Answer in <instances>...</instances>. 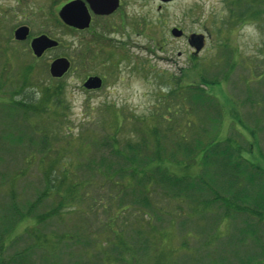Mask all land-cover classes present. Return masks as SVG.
<instances>
[{"label":"rangeland","instance_id":"rangeland-1","mask_svg":"<svg viewBox=\"0 0 264 264\" xmlns=\"http://www.w3.org/2000/svg\"><path fill=\"white\" fill-rule=\"evenodd\" d=\"M52 1L26 0L20 6L18 0H0V230L13 216V205L25 210L45 190L52 164L57 183L74 187L60 192L74 204L42 224L34 216L24 217L0 244V264H214L209 262L214 257L225 264L248 263L247 254L256 251L252 246L259 252L264 247L236 241L237 230L227 226V218L213 227L218 252L207 250L210 208L187 213L182 200L172 198L164 186L140 185L142 177L132 175L141 169L129 163L128 150L138 147V153H147L149 131L160 126L170 158L153 165L161 163L181 176L196 169L172 161L176 140L187 143L202 130L209 131L205 141L236 132L256 151L245 156L264 168V13L232 18L252 0L139 1L132 24L139 30L129 26L122 38L120 33L90 45L57 20ZM256 5L262 8L264 0ZM19 22L30 26L32 37L46 34L59 46L36 58L30 37L24 42L14 38ZM173 28L184 30V37L173 36ZM192 34L206 39L200 52L189 43ZM111 52L119 56L116 67L104 60ZM60 57L70 59L73 67L53 78L49 66ZM105 73L109 76L100 90L83 89L89 75ZM193 86L205 88L218 108L208 100L189 99ZM22 100L36 112L22 106ZM196 158L200 163L202 153ZM54 194L36 214L56 205ZM138 197H147L150 207ZM181 207L183 218L178 216ZM229 229L235 235L229 237ZM63 234L73 236L72 241L60 243ZM260 258L249 264H264Z\"/></svg>","mask_w":264,"mask_h":264},{"label":"trees","instance_id":"trees-1","mask_svg":"<svg viewBox=\"0 0 264 264\" xmlns=\"http://www.w3.org/2000/svg\"><path fill=\"white\" fill-rule=\"evenodd\" d=\"M257 1L259 0H252L250 1V4L249 2L247 3L248 5H246L245 8L237 9L236 12L234 11L232 18L237 17L236 20H242L246 14L251 16L252 11H255V15L260 16L263 14L264 6L259 8L256 5ZM255 15L252 17H255ZM196 67L199 68V65ZM201 76H203V73ZM203 80L205 83L210 82L213 85L217 83L216 79L206 81L204 78ZM191 89L194 90H192L189 99L200 104L205 103L202 99L208 100L212 102L210 104H213L218 108L215 100L208 95L209 93L206 92L205 88L193 86ZM47 97L50 98L49 95ZM20 103L22 104L24 101ZM22 106H26L25 108H31V111L36 112L30 104H22ZM149 132L152 147L150 148L149 143H145V148L148 150L147 153L144 152V149L143 154L138 153L141 148H133L131 145H129L131 150H128V153H131L132 155V160L129 159V163L134 164L137 168L141 169V172L134 170L132 175L134 178L136 174L138 177H142V179L138 180L140 185L157 182L159 185L164 186L163 188H165V192H171V195H173L172 198H180L182 200L181 202L183 206L186 205L185 211L187 213H202L201 211L205 210L203 207H208L207 209L210 208L211 219L210 217L209 219L211 220V227L209 228V231H211V233L207 234L204 240L207 250H214V248H216L215 250L218 252L221 247L219 246V242H212L211 239L213 235V227L218 225V223H223L224 221L222 222L221 219L225 220L227 218L230 223H228L227 226L231 230L232 227L237 230H233L236 235L231 233L232 235H235L234 237L236 241H240L241 243L255 242L259 248L264 247V239H262L264 237V168L260 167L245 156V153L256 152L255 149H253L251 141L248 142L245 138H242L243 136L240 138L239 136L242 133L238 135L236 132L233 133L234 135L230 134V136L224 140H218L216 135H214L208 141H205L202 137L209 131L203 134V130L200 132L201 134H199L200 137L192 139L187 143L176 140L174 142V148L176 151L174 150L170 155L171 158H174L172 161H175L180 166L186 164L185 166H182V168H185L186 170V167L192 166L196 169V172L179 176L169 168L162 166L161 163L157 166L153 165L155 162H165L170 157L165 156L166 131L161 130L160 126H153ZM180 137L179 134V138ZM198 142L200 143L197 145ZM31 144L32 146H35L37 145V141L32 142ZM184 144H186V146L183 148ZM42 147H44V145H42ZM115 151L121 153L120 150L115 149ZM199 152L202 153V158L200 159V163H197L196 157ZM176 155H178L177 158ZM50 168L49 174L47 175L48 178L45 190L38 195L35 201L29 203L25 210H19L17 205H13V216L16 214L17 217L12 216L2 222L0 230L1 245L16 229V226L24 217L34 216L37 219V223L42 224L48 217L60 214V212H62L61 210L68 207L69 202H72L71 198L65 197L60 192L67 189L72 192L74 187L62 188L60 182L57 183V178L53 175L54 165H50ZM125 172L126 171L123 170V174ZM53 193H56L54 194L57 197L56 205L49 209L48 213L36 214L37 207H39L41 202L50 198ZM140 193V196L146 195V192ZM137 202L143 203L142 205H146L147 208L150 207L147 197H138ZM70 204H74V202ZM205 204H208V206ZM185 211L183 210V207H181L178 216L180 217V215H184ZM144 213L148 216L149 214H152L149 211H145ZM208 216H205V218ZM182 221L186 222L185 219ZM225 223L227 224V222ZM230 229L228 230L229 237L232 236L230 234ZM199 231L203 232V230ZM58 237L60 243L65 241V239L72 241L73 238V236L67 234L59 235ZM42 241L43 239H40L38 242ZM120 243V245H124L122 240H120ZM112 246L115 250L117 245L112 243ZM252 247L253 250H256L255 253L249 251L250 253L247 254L248 263L246 262L243 264H249L255 261H250L252 258H264V248L259 252L254 245ZM227 255H229V253ZM17 257H20V253L16 254L13 259L15 260ZM216 259L217 258L214 257L209 262H214V264H225L224 262H218Z\"/></svg>","mask_w":264,"mask_h":264},{"label":"flooded vegetation","instance_id":"flooded-vegetation-1","mask_svg":"<svg viewBox=\"0 0 264 264\" xmlns=\"http://www.w3.org/2000/svg\"><path fill=\"white\" fill-rule=\"evenodd\" d=\"M25 1L26 0H18L17 4L20 5V6H23ZM72 1H75V0H62V1L53 0L52 1V5L54 6L53 11H55V13L57 12V16L56 17L58 18L57 19L58 21L62 22L75 35H81L82 38H86L89 41L90 45H91L93 42L96 43L99 40L112 41L110 38L112 36H115V35L120 34V33H121L120 35H121V38H122V35L124 34L123 30H125V28H129V26L137 27V29L139 30L137 25H132L134 23L133 19L136 18V16H137V14L134 13L133 8L137 5V3L139 1H146V0H119L118 1V5L114 9H111L108 12H99V11L94 10L93 7H92V0H82L85 3V6H86L87 11H88V14L90 15V24L85 29H79V28H76V27H73V26H69V25L65 24L63 22V20L61 19V17H60L61 9L66 4H68V3L72 2ZM159 1H161L163 3H166V0H159ZM19 8H23V7H19ZM38 10H42V8L40 7ZM130 22H132V23L130 24ZM19 23L20 24L17 26V29L21 28V27H28L29 28V35H28L26 40H28L29 37H30V47H31V42H32L33 39H35L36 37H39L41 35H46V34H41L39 36L32 37L31 36V28H30V26H28V25H26L24 23H21V22H19ZM177 29H179V28H177ZM16 30H14L13 34L15 33ZM133 30L138 31L136 29H133ZM179 30H181V29H179ZM181 31L183 32L181 37H184L185 32H184V30H181ZM171 32H172V30H171ZM130 33H133V32L131 31ZM48 37H50V36H48ZM14 38H15V36H14ZM26 40L20 41V40L16 39V41H19V42H24ZM201 41H203V46L201 48V50H203L204 47L206 46L205 45L206 44V39L204 38L203 35L194 34V38H193V34H192L190 39H189L190 45H192L195 50H197V47L199 46ZM57 47H54V48H57ZM92 47L94 48V46H92ZM50 49H52V48H50ZM50 49H48V50H50ZM201 50H199V52ZM47 51H45V52H47ZM116 56H118L117 53L111 52L108 56L104 57V60L106 61L107 59H109V62L112 63L114 65V67H116V62H114V60L117 58ZM36 58L39 59L40 57H36ZM68 60L70 61V68H69V70H70L71 66L73 67V62L70 59H68ZM103 67L106 68V62L104 63ZM69 70H68V72H69ZM108 76L109 75L106 74V73L103 74V75H100V76L99 75H89L87 77V79L83 83V89L86 92H88V93H93V92H96V91L100 90L103 87V85L105 84V81L107 80ZM90 77H99V78H101V80H102L101 87L98 88V89L87 88L85 86V82ZM113 105H116V104L113 103Z\"/></svg>","mask_w":264,"mask_h":264},{"label":"water","instance_id":"water-1","mask_svg":"<svg viewBox=\"0 0 264 264\" xmlns=\"http://www.w3.org/2000/svg\"><path fill=\"white\" fill-rule=\"evenodd\" d=\"M119 0H92V7L99 12H108L114 9L118 5ZM60 17L63 22L69 26H73L79 29H85L90 24V15L84 1L75 0L66 4L60 11ZM183 32L177 28L172 29V35L175 37L182 36ZM29 35L28 27L18 28L15 33V39L23 41L26 40ZM194 38V35H193ZM59 42L48 37L47 35H41L36 37L31 42V49L36 57H41L45 51L50 48L57 47ZM203 41L200 42L197 47V51L201 50ZM70 68V61L66 57H60L50 63L49 71L53 78H62ZM102 85V80L99 77H90L86 82L87 88L98 89Z\"/></svg>","mask_w":264,"mask_h":264}]
</instances>
